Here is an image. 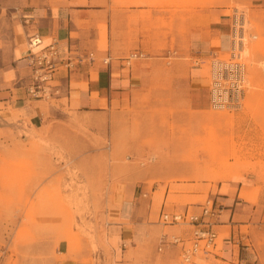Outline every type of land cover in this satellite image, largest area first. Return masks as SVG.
Masks as SVG:
<instances>
[{"label":"rangeland","instance_id":"374dc122","mask_svg":"<svg viewBox=\"0 0 264 264\" xmlns=\"http://www.w3.org/2000/svg\"><path fill=\"white\" fill-rule=\"evenodd\" d=\"M40 1L59 0H0V92L14 85L7 71L20 14ZM155 1L187 13L225 9L230 39L240 17L247 79L241 107L211 108L206 96L195 110L185 80L198 61L183 34L163 36L170 41L133 61L130 70L143 76L136 96L125 93L120 101L81 110L51 81L28 102L31 110L41 108L39 118L14 110L15 97L7 107L0 102V110H12L10 120L22 123L0 134V264H184L178 246L162 241L185 236L191 226L162 224V210L199 211L209 198L221 208V197L239 192L245 199L248 187L264 209V0ZM229 52L228 46L213 55L223 59ZM211 57L197 70L208 80ZM119 188L139 204L141 225L132 240H121L113 226ZM215 230L224 238L231 233L230 226Z\"/></svg>","mask_w":264,"mask_h":264},{"label":"crops","instance_id":"0c3cea01","mask_svg":"<svg viewBox=\"0 0 264 264\" xmlns=\"http://www.w3.org/2000/svg\"><path fill=\"white\" fill-rule=\"evenodd\" d=\"M170 1L180 3L181 0ZM27 10L20 14L23 23L15 36L12 70L7 71L9 81L15 86H6L0 92V102L7 107L15 97L14 110L24 111L33 118H39L41 108H29L28 102L32 100L26 90L27 83L32 81V72L28 57L52 42L59 51L72 53V59L78 54H95L97 59L91 64L82 61L74 71L67 69L65 74L54 71L50 85L59 88L78 109L88 111L120 101L125 93L132 97L140 91L143 76L132 73L130 68L125 75L126 67L115 66L113 58H122L129 50H159L156 44L170 41L163 36L182 34L188 35L190 55L198 61L185 85L190 102L199 111L206 96L207 100L209 98V80L197 72L199 62L216 51L230 48V26L225 9L212 5L195 7L187 13L173 6H159L154 0H59L54 4L40 1ZM187 14L188 18L182 21L180 17ZM34 34L42 39V44L30 48L29 39ZM226 44L228 46L224 47ZM108 54L112 58L110 67L100 62ZM11 117L12 110H0V134L22 129L20 120H10ZM0 141H3L2 135ZM247 189V193L244 191L247 197L242 200L238 198L239 192L233 197H221L222 207L215 226L219 229L230 226L231 233L229 238L218 235L213 250L206 258L198 259L200 264H264V209L258 210L255 206L258 198L255 199L250 187ZM115 195L112 217L117 222L113 223L114 229L121 240H132L141 225L139 204L129 200L127 188H119ZM60 264L78 262L66 259Z\"/></svg>","mask_w":264,"mask_h":264},{"label":"built area","instance_id":"2783aa9c","mask_svg":"<svg viewBox=\"0 0 264 264\" xmlns=\"http://www.w3.org/2000/svg\"><path fill=\"white\" fill-rule=\"evenodd\" d=\"M41 41L42 39L34 34L29 39V47H40ZM243 45V24L240 17L235 16L231 28L229 56L222 59L212 54L209 60V102L212 108L238 109L242 105L247 86L246 65L242 56ZM71 54L59 51L55 42L31 53L28 64L31 66L33 78L28 86L29 95L37 97V93L43 89L42 86L53 81L52 73L57 71L59 66L72 70L82 61L91 64L97 59L93 52H88L85 56L78 54L75 59L71 58ZM145 56V52L133 50L127 56L119 58L120 65L130 68L134 60ZM100 62L110 67L112 58L108 54L102 57ZM199 208V211L190 210L188 207L175 212L162 210L159 216L162 224L191 226L185 236H173L169 241L165 238L162 241L164 245L178 246L184 264H200L198 259L208 256L218 238L215 224L220 214V206L209 198L200 204Z\"/></svg>","mask_w":264,"mask_h":264},{"label":"bare ground","instance_id":"6f19581e","mask_svg":"<svg viewBox=\"0 0 264 264\" xmlns=\"http://www.w3.org/2000/svg\"><path fill=\"white\" fill-rule=\"evenodd\" d=\"M244 26V25H243ZM209 107H211L210 102H208ZM212 108V107H211Z\"/></svg>","mask_w":264,"mask_h":264}]
</instances>
